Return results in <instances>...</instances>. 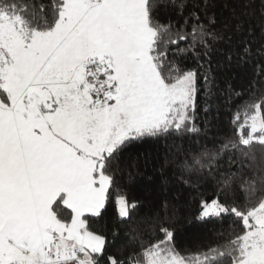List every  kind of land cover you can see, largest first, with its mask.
Wrapping results in <instances>:
<instances>
[{"label":"snow or ice","instance_id":"6c2138e0","mask_svg":"<svg viewBox=\"0 0 264 264\" xmlns=\"http://www.w3.org/2000/svg\"><path fill=\"white\" fill-rule=\"evenodd\" d=\"M160 139L175 191L142 227L117 195L105 233ZM204 186L197 219L240 230L185 257L176 205ZM0 264H264V0H0Z\"/></svg>","mask_w":264,"mask_h":264},{"label":"trees","instance_id":"16d2710c","mask_svg":"<svg viewBox=\"0 0 264 264\" xmlns=\"http://www.w3.org/2000/svg\"><path fill=\"white\" fill-rule=\"evenodd\" d=\"M215 116L219 129L217 135L223 136L226 133H231L232 128L229 125V116L226 110L215 113ZM205 119L204 112H199L198 125L204 126ZM207 119H211V116ZM173 143V141L165 139L150 140L130 149L126 159L132 164V170L137 173L136 178L131 183L127 181V177L120 182L121 187L113 192L108 213L98 228L108 233V228L115 226L118 210L116 196L121 193H126L130 201L143 206L133 216L132 224L133 227H142L139 217L166 195H171L175 191L173 185L177 183L179 176L168 162L169 149ZM175 143H179V141ZM214 195V189L211 186H204L199 192L191 190L185 192L176 205L178 223L174 227L178 236V248L185 257H194L200 251L206 250L205 246L217 243L221 240L220 233L222 231L227 235L229 230H240L239 221L234 217H228L223 224H207L197 219L202 201L211 200Z\"/></svg>","mask_w":264,"mask_h":264}]
</instances>
